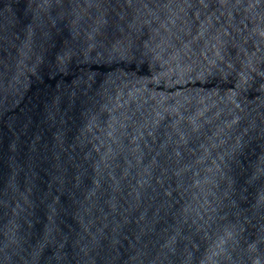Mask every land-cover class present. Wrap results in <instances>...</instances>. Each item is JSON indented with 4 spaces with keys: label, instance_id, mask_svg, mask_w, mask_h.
<instances>
[{
    "label": "water",
    "instance_id": "1",
    "mask_svg": "<svg viewBox=\"0 0 264 264\" xmlns=\"http://www.w3.org/2000/svg\"><path fill=\"white\" fill-rule=\"evenodd\" d=\"M0 264H264V102L164 0H0Z\"/></svg>",
    "mask_w": 264,
    "mask_h": 264
}]
</instances>
